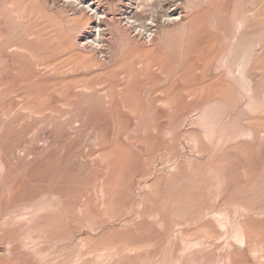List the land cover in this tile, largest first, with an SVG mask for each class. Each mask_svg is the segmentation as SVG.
Returning <instances> with one entry per match:
<instances>
[{
  "label": "rangeland",
  "instance_id": "rangeland-1",
  "mask_svg": "<svg viewBox=\"0 0 264 264\" xmlns=\"http://www.w3.org/2000/svg\"><path fill=\"white\" fill-rule=\"evenodd\" d=\"M0 264H264V0H0Z\"/></svg>",
  "mask_w": 264,
  "mask_h": 264
},
{
  "label": "bare ground",
  "instance_id": "bare-ground-1",
  "mask_svg": "<svg viewBox=\"0 0 264 264\" xmlns=\"http://www.w3.org/2000/svg\"><path fill=\"white\" fill-rule=\"evenodd\" d=\"M92 7V6H91ZM95 7V6H94ZM95 10H99V8H97V7H95ZM98 13V12H97ZM239 24V23H238ZM97 27V26H96ZM243 32H246V31H243ZM242 34V33H241ZM246 34V33H245ZM245 34H243V35H245ZM101 36V35H100ZM246 36V35H245ZM252 37V36H251ZM250 37V38H251ZM243 38H245V37H243ZM252 38H255V37H252ZM259 38V37H258ZM246 39V38H245ZM256 39V38H255ZM243 40V39H242ZM241 40V47L239 48V55H240V57H237L241 62H239L238 63V65H237V71L239 72V74L241 73V74H243V72H244V67L245 68H247V66H246V64L243 62V58H244V56H245V54H247L248 53V51H249V49H250V43H249V39L247 40H243L242 41ZM254 43V42H253ZM235 56H236V54H234ZM238 56V55H237ZM235 60V59H234ZM249 71H250V69H249ZM250 73V72H249ZM247 75V74H246ZM247 79L249 78V76H247L246 77ZM246 79V80H247ZM251 80V79H250ZM249 81V80H248ZM250 82V81H249ZM248 82V83H249ZM252 84H253V82H252ZM252 84H250V85H252ZM253 86V85H252ZM245 236V235H244Z\"/></svg>",
  "mask_w": 264,
  "mask_h": 264
}]
</instances>
